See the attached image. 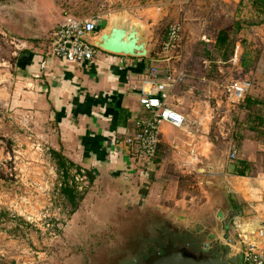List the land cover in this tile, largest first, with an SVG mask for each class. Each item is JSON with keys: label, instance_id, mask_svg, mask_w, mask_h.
I'll list each match as a JSON object with an SVG mask.
<instances>
[{"label": "rangeland", "instance_id": "374dc122", "mask_svg": "<svg viewBox=\"0 0 264 264\" xmlns=\"http://www.w3.org/2000/svg\"><path fill=\"white\" fill-rule=\"evenodd\" d=\"M4 1H0V264H116L134 254L137 238L133 234L146 225L140 220L149 210L118 205V201H130L106 196L105 184L91 182L84 169L72 168L69 179L85 192V198L71 211L61 194L65 175L51 153L59 148L57 124L52 113L44 117L38 107L39 92L35 86H25L19 67L24 50L48 52L54 27L43 9L22 14L15 0ZM259 1L56 0L66 13L96 19L101 33L106 29L102 20L116 14L130 22L144 21L150 46L160 54L166 51L171 27L181 24V46L167 52L181 55L173 59L175 64L186 70L208 104H198L199 117L189 118L185 129L170 131L158 157L174 178L180 174L174 162L195 168L194 174L181 178L182 188L176 194L188 199L196 196L199 206L208 202V191L197 185L196 170L211 139L241 127L234 122L242 118L262 123L258 132L264 135V11ZM222 29L228 32L229 47L218 48ZM237 49L240 62L233 65L230 60ZM232 78L252 81L250 96L255 101L249 103V110L241 107L245 104L233 109L228 103L225 91ZM219 93L224 103L216 102ZM225 111L228 115L222 119Z\"/></svg>", "mask_w": 264, "mask_h": 264}, {"label": "crops", "instance_id": "0c3cea01", "mask_svg": "<svg viewBox=\"0 0 264 264\" xmlns=\"http://www.w3.org/2000/svg\"><path fill=\"white\" fill-rule=\"evenodd\" d=\"M7 1L4 3L7 4ZM15 2L20 4L22 14L43 9L48 24L54 27V30L63 22L66 14L56 0ZM259 3L264 11L263 0ZM9 6L11 11L12 6ZM115 16L117 14L109 19L104 18L102 25L108 27ZM118 16L129 23L136 21L142 23L148 49L158 57H136L99 49L93 60L70 63L50 56L49 50L46 54H41L36 50L26 49L20 58L19 67L25 86L37 88L38 99L41 100L38 107L44 112V117H49L52 113L54 124H57L55 134L59 148L55 149L61 150L82 169L92 172L95 176L93 182H102L110 191L105 194L106 196L115 195L124 199L123 201H130L120 204L122 201L117 200L118 205L135 209H156L168 214L173 213L179 219L199 217L210 211L215 204L221 203L222 198L210 189L206 180L216 178L207 165L214 162L213 156L217 152L222 151L227 155L226 179L230 183L232 190L230 196L235 205L234 225L240 224L239 228L235 225L236 232L248 226L251 228L254 223L264 222V135L259 134L262 123H254L250 118L236 119L234 124L241 127H235L233 131L229 128L227 132L217 134L211 139L207 152L199 157L200 165L196 170L197 185L208 191L206 195L208 202L202 206L196 205L194 200L196 196L188 199L179 198L176 194L182 188L181 178L194 174L195 168L174 162L180 166L176 168V173L180 174L174 178V175L165 168L166 163L159 157L150 162L144 161L135 147L132 148L125 143V137L135 129L136 122L151 115L140 103V97L144 94L159 93V90L149 82L150 69L153 66L180 69L173 59L180 58L181 55H170L166 51L158 53L150 46L144 21L130 22L125 16L120 14ZM97 24L95 37L92 38L94 41L103 33L100 32V24L98 22ZM236 53L240 55L238 49ZM181 70L185 71L186 76L169 89L168 102L184 113L186 121L181 127L168 122L162 124L158 154L162 141L170 139L172 135L170 131L174 128L183 129L189 118H194V115L199 117L198 104H208L198 95L196 86L188 79L186 70ZM252 90L253 88L245 102L233 109L248 107L249 110L251 107L249 103L255 101L254 97L250 96ZM219 95L220 93L217 96ZM216 102L224 103L223 97H217ZM243 104L244 107L241 106ZM227 111L223 113L222 119L228 115ZM261 118L264 119V116ZM249 124L251 126L245 128ZM232 147L237 150L235 160L229 158ZM170 197L174 200H170Z\"/></svg>", "mask_w": 264, "mask_h": 264}, {"label": "water", "instance_id": "95a60500", "mask_svg": "<svg viewBox=\"0 0 264 264\" xmlns=\"http://www.w3.org/2000/svg\"><path fill=\"white\" fill-rule=\"evenodd\" d=\"M95 44L117 54L158 57L148 49L142 23H129L118 15ZM226 157L224 152H217L213 156L214 162L207 165L216 178L206 182L222 198L221 203L199 217L181 219L156 209L144 211L140 221L146 225L133 234L137 238L136 250H132L134 254L116 264H243V244L235 230V205L226 179ZM261 227L260 222L251 225L252 230Z\"/></svg>", "mask_w": 264, "mask_h": 264}, {"label": "built area", "instance_id": "2783aa9c", "mask_svg": "<svg viewBox=\"0 0 264 264\" xmlns=\"http://www.w3.org/2000/svg\"><path fill=\"white\" fill-rule=\"evenodd\" d=\"M98 24L95 19L81 18L66 13L63 22L51 33L49 54L52 57L70 63H80L93 60L99 48L94 38ZM182 26L177 23L169 31V40L165 43L166 52L171 48H178L182 41ZM233 65L240 62V56L235 52L231 57ZM172 67L160 68L153 66L149 73V82L159 90L158 94H144L140 103L150 111L151 115L145 120H138L135 129L125 137L128 146L135 147L144 161H152L158 157L161 126L168 122L181 127L186 121L184 113L176 109L169 100V89L182 81L186 73ZM249 78H232L226 85V97L232 106L244 103L253 88ZM229 158L237 159V150L232 147ZM238 237L243 244V264H264V222L262 227L252 230H237Z\"/></svg>", "mask_w": 264, "mask_h": 264}, {"label": "trees", "instance_id": "16d2710c", "mask_svg": "<svg viewBox=\"0 0 264 264\" xmlns=\"http://www.w3.org/2000/svg\"><path fill=\"white\" fill-rule=\"evenodd\" d=\"M228 41H229L228 32L225 29L220 30L217 36L216 46L218 48H222L228 45L229 47ZM227 55L228 54L225 52L224 56L226 57ZM51 153L53 155V158L56 159L57 165L60 171H62L63 174L65 175L64 183L61 186V194L63 195L65 200H67V202L70 204L72 208L71 211L75 212L80 206L81 201H83V199L85 198V192L79 190L78 185L70 181L69 173L72 168H76L80 172L82 171V168L76 165V163L72 161L71 159H69L66 155H64L61 150L52 148ZM87 174L90 177V181L93 182L95 179V176L93 175V173L90 171H87Z\"/></svg>", "mask_w": 264, "mask_h": 264}]
</instances>
